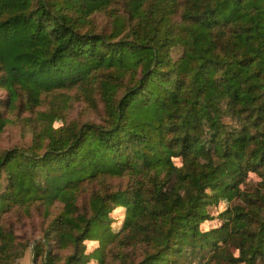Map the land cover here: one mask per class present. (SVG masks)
<instances>
[{
    "label": "trees",
    "instance_id": "trees-1",
    "mask_svg": "<svg viewBox=\"0 0 264 264\" xmlns=\"http://www.w3.org/2000/svg\"><path fill=\"white\" fill-rule=\"evenodd\" d=\"M0 90V134L32 133L0 148V264L28 246L6 216L57 203L35 264H264V0H0Z\"/></svg>",
    "mask_w": 264,
    "mask_h": 264
},
{
    "label": "rangeland",
    "instance_id": "rangeland-1",
    "mask_svg": "<svg viewBox=\"0 0 264 264\" xmlns=\"http://www.w3.org/2000/svg\"><path fill=\"white\" fill-rule=\"evenodd\" d=\"M104 17L99 16L98 21L102 22ZM180 54V50L175 49L173 52L174 58H178ZM6 95L5 91L0 90V99L4 98ZM45 105L39 107L38 109H45ZM101 114H103L102 108H98L97 110L92 109L86 102L75 100L69 110L67 111L68 121L70 120H100ZM28 112H24L22 116H27ZM229 120V119H228ZM52 124L54 127H58L60 122H57L53 119ZM32 140V133L29 130L28 126L25 125V122L19 120L16 125H9L5 128V130L0 134V148L8 149L13 147H27ZM112 187H118L121 185H125L126 182L122 179H115L109 181ZM93 187V185H91ZM244 188L255 190L261 188L260 178L255 173H250L247 183L244 185ZM89 190V188H88ZM88 198V193H84L80 202H86ZM225 204H220L218 206L210 207V213L213 215V219L209 220L207 223L203 224V228L209 229L213 227H219L222 225V220L218 217V214L222 211ZM61 205L56 204V206L52 209V214L49 217H46L42 214V211L39 207H34L30 214H25L22 211H13L8 216H6V221L10 224L15 231V235L17 236L18 242L24 243L27 242L28 246L25 250L23 257L19 260V264H35L33 261L32 255V245L34 241L40 239L44 229L48 225L49 221L52 219L54 213L59 212ZM114 222L112 223V228L114 230H119L122 226L124 215L121 210L114 211L113 214ZM87 251L91 255V261L88 264H99L102 259V250L105 251L104 245L100 244L96 240H87ZM105 248V249H104ZM131 251H134L136 259H141L143 254V247L138 245L136 247H131ZM230 250L233 253H237V250L234 245H231ZM209 254L206 255L205 259H209ZM113 264L111 260V256L108 259V262ZM196 264V263H194Z\"/></svg>",
    "mask_w": 264,
    "mask_h": 264
}]
</instances>
